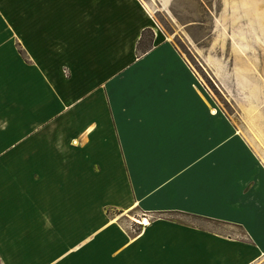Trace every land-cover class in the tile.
I'll return each instance as SVG.
<instances>
[{"label":"crops","instance_id":"crops-1","mask_svg":"<svg viewBox=\"0 0 264 264\" xmlns=\"http://www.w3.org/2000/svg\"><path fill=\"white\" fill-rule=\"evenodd\" d=\"M155 20L144 0H0V147L21 135L0 264H264V158ZM106 206L152 219L133 235Z\"/></svg>","mask_w":264,"mask_h":264},{"label":"rangeland","instance_id":"rangeland-1","mask_svg":"<svg viewBox=\"0 0 264 264\" xmlns=\"http://www.w3.org/2000/svg\"><path fill=\"white\" fill-rule=\"evenodd\" d=\"M144 1L154 12L156 24L172 50L183 55L193 70L195 84L205 92L207 112L214 108L222 121L250 138L264 158V0H172L165 8L154 0ZM151 37L147 33L144 48ZM21 104L22 100L15 98L11 106L19 108ZM14 136L9 146L0 147V157L17 160L21 155V135ZM17 167L0 160V173H6L0 178V187L10 191L9 204L21 199L17 197L18 182L12 180V174H18ZM39 197L36 200L41 207L64 204L58 198ZM23 201L26 206L33 204L31 198ZM105 210L109 217L106 220L127 223L132 234H136L137 224L143 223L145 217L138 210L125 215L119 208L106 206Z\"/></svg>","mask_w":264,"mask_h":264},{"label":"trees","instance_id":"trees-1","mask_svg":"<svg viewBox=\"0 0 264 264\" xmlns=\"http://www.w3.org/2000/svg\"><path fill=\"white\" fill-rule=\"evenodd\" d=\"M147 33H150V34L152 35L151 40H150V43H151V41H152V38L154 37V34L150 31V29L147 30V31L144 33V36H143V37L141 38V40H140L139 50L146 51V50L150 47V44H147V43L144 44V45H145V48L143 47V42H144V39H145Z\"/></svg>","mask_w":264,"mask_h":264},{"label":"built area","instance_id":"built-area-1","mask_svg":"<svg viewBox=\"0 0 264 264\" xmlns=\"http://www.w3.org/2000/svg\"><path fill=\"white\" fill-rule=\"evenodd\" d=\"M143 219L148 220V224H149V222L151 221V220H150L151 217H150L149 215H145V217H144ZM140 224H141L142 226H145V227L148 226V224L145 225L144 223H142V221L140 222Z\"/></svg>","mask_w":264,"mask_h":264},{"label":"bare ground","instance_id":"bare-ground-1","mask_svg":"<svg viewBox=\"0 0 264 264\" xmlns=\"http://www.w3.org/2000/svg\"><path fill=\"white\" fill-rule=\"evenodd\" d=\"M143 223L145 224V225H147L148 224V220H143Z\"/></svg>","mask_w":264,"mask_h":264}]
</instances>
